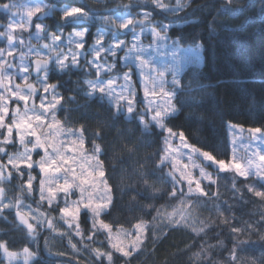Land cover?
<instances>
[{"label":"trees","instance_id":"obj_1","mask_svg":"<svg viewBox=\"0 0 264 264\" xmlns=\"http://www.w3.org/2000/svg\"><path fill=\"white\" fill-rule=\"evenodd\" d=\"M42 1L50 8L76 6L94 17L129 11L136 17L143 12L149 26H168V35L181 46L202 45L204 64L191 65L181 73L180 87L174 91L177 114L166 123L167 128L183 133L195 148L218 160H230L229 123L264 130V0H184L186 7L176 14L145 0ZM9 17L10 13L0 10L1 25H6ZM36 21L45 25V35L89 26L62 21L60 13L52 9ZM99 24L89 26L88 48L102 28ZM5 47L6 41L0 37V48ZM95 79V71L85 61L64 73L52 69L48 76L65 97L57 110L59 122L72 131L83 126L88 152L102 149L100 160L112 193V207L101 219L111 224L112 231L132 230L140 223L143 240L139 248L128 258L120 256L109 247L106 232L93 230L87 212L81 214V235H77V224H63L62 207L48 209L37 204V189L31 195L26 193L24 180L14 171L4 185L2 200L10 206L0 213V240H7L13 251L32 248L37 253L32 264H107L96 259L92 251L96 248L113 252L112 264H264V196L258 195L264 183L215 170V181L202 183L208 195L182 191L181 183L162 164L165 133L154 126L146 130L136 116L127 119L117 114L102 96H86V82ZM15 148L5 146L7 152ZM0 164L7 165L1 153ZM37 177L35 185L39 184L40 175ZM249 186L256 190L250 191ZM24 202L51 215L55 227L48 228L45 219L43 225L31 221L36 237L30 238L16 216ZM70 242L76 245V252ZM2 261L0 255V264Z\"/></svg>","mask_w":264,"mask_h":264},{"label":"rangeland","instance_id":"obj_2","mask_svg":"<svg viewBox=\"0 0 264 264\" xmlns=\"http://www.w3.org/2000/svg\"><path fill=\"white\" fill-rule=\"evenodd\" d=\"M100 1V0H97ZM144 1V0H142ZM151 1V0H145ZM174 0H163L166 7L163 11L176 14L183 10L186 5L183 4L184 0H175L176 3H173ZM176 4V5H174ZM45 7L47 9V13L52 9L61 13L63 10L68 8L69 6L64 7H53L50 8L46 3L42 0H25L21 4H15L13 7L18 9L20 14H14L13 9L7 10L10 13V19L12 22L16 24H20L22 22H27V17L24 13L28 10L34 9L36 7ZM158 8V7H157ZM159 9V8H158ZM4 11V10H3ZM129 12H123L116 15L104 16V17H94L89 14L86 17H81L76 20H69L67 22L73 23H84V24H99L102 26L96 32V37L100 36L101 34L105 37V45L109 44L111 41L114 40H127L129 42V47L131 46V42L133 37L140 44V49H135L132 52L125 54V51H121L119 53L118 58H114L108 56L107 54L101 57V63L105 66L108 63L116 60V69L114 72L106 73L101 75V79H107L108 76H119L123 72L128 71L130 68L133 71V78H132V86L134 90L137 92V95L142 98V87L143 82H146L149 89L152 87H158L159 84L164 87V89L169 92L172 96V105L173 110L170 115H167L164 119V124L167 127L166 123L168 119L172 116L177 114V107L175 103V96L176 92L174 91L180 87V75L184 69L191 65L200 66L202 67L204 64V48L202 45L197 47H183L179 44L178 40H173L168 35V26L164 25L161 29L156 28L154 26H149V20L147 14H143L146 19L147 23H143L142 21L135 25L132 29L128 31H117L114 26L110 24V20L113 18L116 21H124L127 18H137L139 16L134 17ZM44 15L36 18L33 23V28L30 32H17L16 35L18 38L22 37L24 39V44L21 45L18 40L15 44L11 46L12 49H15V57L7 56V52L10 49L8 42L5 37H1L6 41V47L4 49V57L15 65L14 68H8L7 65L5 66L7 69L6 75H11V81H5L9 87L13 90L16 89L17 85H20V91L28 95L29 89L24 83V77L28 76V82L34 84L37 88V93L34 94L33 98L30 99L27 103L28 112L25 114V104L24 102H18L12 100L11 103L8 105L9 107V115L6 118V123H12L15 121L14 126H17V130L15 127L13 128L12 132V143L11 144H3L2 141L7 134V129H0V146L1 149L5 148V146H13L16 147L15 150L11 149L10 152H7L5 149L4 153H1L2 157H6L7 165L0 164V192H2L3 196L0 197V200L4 199L5 190L4 185L9 180L7 177L12 171L17 173H23L21 176L19 174V179L24 180L23 185L26 187L25 191L29 195L33 189H37V199L38 203L43 206H46L48 209H55L58 205L64 207L66 204H71L72 201L79 199V192L74 191V194L67 199L64 198L62 193H58L57 199L49 205L47 199L41 201L39 188L45 193V198H47V190L49 187L56 189V185L51 183V177L56 175L54 172H48L45 174V177L42 176L39 172L38 167H34L33 169H28L24 166L27 163H35L40 159L41 156L44 155L43 160H40V164L44 165H51L52 161H55L54 167L59 169V174L56 175V179L63 180L65 176H68L69 179L72 178L73 171L82 166V162L86 161L83 164V167L88 169V171H92L93 168H97L99 170H103L104 166L101 160L96 159V153H99L100 157V149L97 150L96 153H90L86 150L85 147V139L83 134L79 131H72L65 129L62 124L59 122L57 118V110L58 109H50L47 113L44 112L40 108V100L39 96L44 95L41 89V81L37 79V74L35 71H31L30 73H22L20 71V65L24 64L25 66L29 67L30 69L35 68L34 61L37 58H43L44 60H48L49 58L54 59L56 53L52 51L51 48L45 49L43 47L44 43H49L51 45V41L49 39V35H45L44 33H37L35 31V24L39 23L44 26L45 25L37 22L36 20L42 18ZM104 26H103V25ZM1 25V24H0ZM0 27V31L4 30ZM87 29L88 32L90 27L84 28H77V29ZM87 32V33H88ZM120 32L122 34H127V36L121 37ZM56 34H65L64 32H58ZM67 35V33L65 34ZM93 45V44H92ZM92 45L87 47L86 41V48L84 50V55L80 57V61L91 60L93 59L92 54ZM61 54L64 55H71V52L76 51L74 45L69 47L67 40H65L60 46ZM23 53V56L21 55ZM39 53V57L37 56ZM139 56L143 59L146 63L142 66L144 75L141 76L140 68H139V60L136 57ZM81 65V63H80ZM50 67L60 73H64L69 71L70 69L76 67H69L63 71H60L55 63H51ZM94 70V69H93ZM95 71V70H94ZM162 73L163 78L161 79L158 74ZM42 75V74H41ZM47 75H49L47 73ZM96 80V79H95ZM50 83V82H49ZM123 79H119L117 84L115 85L116 91H120L119 85L123 84ZM0 94H6L3 88H0ZM88 97H94L99 94L89 95L88 89L85 93ZM127 95V93H125ZM101 96V95H99ZM106 99L110 105L113 106V100L110 97L102 96ZM159 98V97H157ZM10 99V98H9ZM34 100V103H33ZM47 100L49 103H52V94L49 92L47 95ZM6 106V105H5ZM17 106L20 109V112H15ZM114 108V107H113ZM115 110V109H114ZM124 111L121 109L120 111L115 112L120 114V112ZM138 113L133 115H128L126 111H124L125 116L127 119H132L134 116L137 118L139 116L144 115V108L142 106H138L137 108ZM35 115H40L43 119L36 120ZM152 113L148 114V122L146 124H142V126L149 130L152 126L156 127L158 130L165 133V138L167 137V132L164 129L157 127L155 122L151 121ZM28 117H33L31 120L27 119ZM140 121V119L138 118ZM141 122V121H140ZM252 128L243 127L240 125L228 124V133L230 137V143L232 148L231 157H235L237 161H240L247 166V162L249 159H253L254 153H264V136H258L253 138L250 135L249 130ZM21 138L19 142V136ZM176 133V132H175ZM179 134L176 133L174 137H168L167 142L164 139L165 147H164V154L162 156V164L167 165V168L170 169L169 175L173 176L176 181L181 183L180 189L183 191L185 190L188 194L193 195L198 192L199 185L188 184L187 181H191L193 178L194 180H200L201 188L203 182L212 183L215 181V170H218L215 164L210 163L207 161V158L203 157L200 153L203 151L195 148L190 144L188 139L185 137L187 145L186 147L181 144L179 139ZM184 135V134H183ZM185 136V135H184ZM33 147L39 148L43 147L45 149V153L40 150H37L32 153ZM195 149L199 152H193L192 150ZM32 156V159H31ZM10 158L11 163L8 160ZM231 159V158H230ZM65 160L71 161L70 163H65ZM29 171H31L33 177L35 179L32 182V189L29 190L27 187V180ZM219 171V170H218ZM254 173L255 169H250ZM40 175L39 177V184L35 185L36 181H38L37 174ZM215 174V175H214ZM244 173L241 172L240 175ZM258 173H254L257 175ZM254 177V176H251ZM44 178V179H43ZM255 178V177H254ZM43 179V182L40 180ZM106 182V176L103 178ZM95 187L89 188V195L94 197L95 199H103L105 202L112 201V193L111 190L108 189L109 185L108 182L105 184L102 182L101 178L97 175L95 177ZM264 183V182H263ZM110 188V187H109ZM58 190V189H57ZM23 197V195H22ZM22 201V198L21 200ZM23 203V201H22ZM30 202H24L22 204V214H26L29 222L35 221L36 223H40L43 225L44 219L47 220V223L51 222L52 227L54 225V218H51V215L45 214L40 208H33L29 205ZM32 204V203H31ZM87 211L82 210V213ZM88 213V212H87ZM51 214V213H50ZM93 221L96 228L103 229V225H99L97 223V217L91 216V213H88ZM103 215V214H102ZM101 215V216H102ZM101 218V217H100ZM61 219L64 221V225L69 227V223H71V227L75 226L77 222L73 219L70 220L68 217L61 216ZM34 225V224H33ZM103 231V230H102ZM143 226L140 229L134 228L132 230H118V231H111L108 234L110 237V244L113 245V249L116 252H125V253H132L135 252L142 240H143ZM105 232V231H104ZM9 259H14L9 255ZM4 264H7L5 261Z\"/></svg>","mask_w":264,"mask_h":264},{"label":"snow or ice","instance_id":"obj_3","mask_svg":"<svg viewBox=\"0 0 264 264\" xmlns=\"http://www.w3.org/2000/svg\"><path fill=\"white\" fill-rule=\"evenodd\" d=\"M154 7H158L160 10H163L166 5L164 4L163 0H151ZM8 9H13L14 14H20L18 9H15L13 7V3H0V10H4L7 13ZM47 14V9L43 6L36 7L34 9L28 10L24 13L27 17V22L16 24L11 21L10 17L8 18V22L6 25H0L4 30L0 31V37H5L8 45L10 46L9 51L7 52V56L15 57V49H12L11 46L15 44L18 40V42L23 45L24 39L22 37L18 38L16 35H14L17 32H30L33 28V21L42 16ZM86 12L84 9L72 6L68 7L65 10H63L60 13V19L62 21H69V20H76L81 17H86ZM147 23L146 17L143 15V12L141 15L135 19L133 18H127L124 21H116L115 19L110 20V24L115 27L117 31H128L132 29L135 25H137L140 22ZM35 31L37 33H44L45 28L43 25L37 23L35 24ZM88 30L85 29H75L70 33L65 34H56V33H49V39L52 43L51 45L49 43H44L43 47L45 49L51 48L52 51L56 53L55 58H49L48 60H44L43 58H37L34 61L35 68L30 69L29 67L25 66L24 64L20 65V71L22 73H30L31 71H35L37 74V79L41 81V89L44 93V95L39 96L40 100V108L44 112H48L50 109H58L61 105H63L65 97L63 95H60L57 92V85L49 83L48 75H47V68L49 64L55 63L60 71L65 70L69 67H79L80 66V57L83 56L84 50L86 48V37H87ZM67 40L69 47L74 45L75 50L71 52V55H62L60 50V45ZM105 37L103 34H101L98 37H94V44L92 45V54L93 59L86 60V66H88L91 69L95 70L96 80H89L86 82V86L89 92V95H95L99 94L101 96H107L112 98L113 100V107L116 111H120L123 109L126 111L128 115L137 114V108L138 106H142L144 108V115L139 116L142 124H146L148 122V114L152 113L151 115V121L155 122L157 127H160L164 129V131L167 132V137L165 138V141L167 142L168 137H174L176 133L170 129L167 128L164 124V119L167 115H170L173 110L172 105V96L169 92H167L163 86L159 84L158 87H152L149 89L146 82H143L142 87V98L137 95V92L134 90L132 86V78H133V71L130 68L128 71L123 72L119 76H108L107 79H101L102 74L114 72L116 69V60L112 61L111 63H108L106 66L102 64L101 57L105 54L108 56L118 58L119 53L121 51H125V54H128L132 52L135 49H140V44L136 40L135 37H133V40L131 42V46L129 47V42L127 40H114L111 41L109 44L105 45ZM23 56V53H21ZM37 56L39 57V53H37ZM137 60H139V68L141 72V76L144 75L143 73V65L146 63L143 59H141L139 56L136 57ZM8 68H14L15 65L8 61L4 57V49L0 48V88L4 89V92L6 94H0V129H7V134L4 137V140L2 141L3 144H11L12 143V132L13 128L17 130V126H14L15 121L12 123H6V118L9 115V107L8 105L11 103L12 100L18 101V102H24L25 104V114L28 112L27 103L30 99L33 98L34 94L37 93V88L34 84H31L28 82L29 78L28 76L24 77V83L29 89V94L25 95L20 91V85L16 86V89L13 90L11 87L8 86V84L5 82L11 81L12 76L6 75ZM42 74V75H41ZM159 77L162 79L163 74H158ZM123 79L124 83L119 85L120 91H116L115 85L117 84V81L119 79ZM51 92L52 94V103H49V100H47V95ZM127 93V95H125ZM159 97V98H157ZM10 98V99H9ZM71 99H74V97H70ZM34 103V100H33ZM6 105V106H5ZM20 112L19 107L15 109V112L13 113V116L15 113ZM36 120H42L43 118L40 115L34 116ZM33 117H28V120H31ZM44 120V119H43ZM80 133L84 132L83 126H81L78 130ZM250 135L253 138H256L258 136H264V130L261 129H251L249 130ZM18 134V132H17ZM19 136V134H18ZM179 139L181 141V144L189 147L190 145H187L185 136L183 133L179 134ZM21 138L19 136V142ZM97 142H93L94 149ZM40 150L43 153H45V149L43 147H33L32 153ZM102 149L100 150V152ZM193 152H199L195 149L192 150ZM5 148L0 149V153H4ZM204 158H207V161H209L212 164H215L219 171L221 172H234L236 175H240L241 172H243V175H240V177L247 181L251 176H254L256 180L264 182V153H254L253 159H249L247 162V166H245L244 163L237 161L236 158L233 156L230 160H218L216 157H214L212 154L208 152H202L200 153ZM44 155L40 157L38 161L35 163H25L24 166L28 169H33L34 167L39 168L40 174H42L43 177H45V174L48 172H54L56 175L59 174V169L55 168V161H52L51 165H44L40 164L39 161L43 160ZM32 159V156H31ZM96 159L100 160L99 153H96ZM9 162L10 158L8 157ZM71 161L65 160V163H70ZM86 161L82 162V166L79 168V171L74 170L72 174V178L69 179L68 176H65L63 180L56 179V175H53L51 179V183L56 185V189H53L51 187L47 190V198H45V193L39 188V194L41 201L47 199L49 205L52 204L54 200L57 199L58 193H62L64 198L67 199L68 197L72 196L74 194V191L79 192V199L72 201L71 204H66L64 207L60 209V214L63 217H68L70 220H75L77 222L76 227V234L81 235V232L78 231L79 228V221L81 218V212L82 210L87 211L88 213H91V216L97 217V223L99 225H103V231L109 233L112 231V226L110 223H106L103 219H101V215L108 212V210L112 207V201L105 202L102 198L101 199H95L94 197L89 195V188L95 187L96 181L95 177L98 175L102 182L105 184L107 183L103 178L106 176V172L103 170H99L97 168H93L92 171H88L85 167H83V164H85ZM250 169H255L254 173H258L257 175H254ZM21 176L23 173H19ZM11 175L7 177V179H11ZM35 179L33 177L31 171H29L28 180H27V187L29 190L32 189V182ZM44 179V178H43ZM43 179L40 181L43 182ZM188 184L195 183L196 185H199L198 192L200 195H208L202 188H201V182L200 180H194L193 178L191 181H187ZM250 191H255L256 189L253 186H249ZM58 189V190H57ZM110 190V188L108 187ZM175 190L172 191V195L175 196ZM258 195L264 196V190H259ZM3 194L0 192V197H2ZM10 205L5 203L3 200H0V213H2L3 209L6 207H9ZM16 216L19 220L20 225H22L26 230L27 234L30 238L36 237V226H34L32 223L29 222V219L27 218L26 214H22L20 211H17ZM69 227H71V223H69ZM48 228H52L51 222L48 223ZM92 228L93 230L96 229V225H94L92 221ZM135 228L140 229L141 224L138 223L135 225ZM233 231H238V229H233ZM95 234V231L91 235H88V239L91 240L93 238V235ZM71 244V242H70ZM73 252L77 251V247L75 244H71ZM109 247L113 248L112 244H109ZM115 251V249H113ZM94 253V256L97 260L103 259L107 262V264H112V257L113 252H105L101 251V249L96 248L92 250ZM51 254V253H50ZM120 256L124 258H128V256L131 254L130 252H119ZM0 255L3 257V261H6L7 264H32V262L35 260L37 253L30 247L25 246L19 251H13L8 246L7 240H0ZM9 255L13 257L14 259H9ZM60 255H63V253H60ZM233 259H235V256L233 255ZM2 261V264H3Z\"/></svg>","mask_w":264,"mask_h":264},{"label":"water","instance_id":"obj_4","mask_svg":"<svg viewBox=\"0 0 264 264\" xmlns=\"http://www.w3.org/2000/svg\"><path fill=\"white\" fill-rule=\"evenodd\" d=\"M124 114V113H123Z\"/></svg>","mask_w":264,"mask_h":264}]
</instances>
